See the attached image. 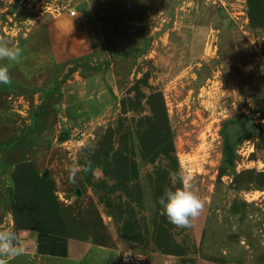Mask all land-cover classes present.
Returning a JSON list of instances; mask_svg holds the SVG:
<instances>
[{"label": "rangeland", "instance_id": "rangeland-1", "mask_svg": "<svg viewBox=\"0 0 264 264\" xmlns=\"http://www.w3.org/2000/svg\"><path fill=\"white\" fill-rule=\"evenodd\" d=\"M104 4L91 54L19 78L9 106L0 97L20 131L0 138V230L25 231L40 264H264V0ZM55 94L65 108L34 138ZM242 115L257 133L230 147L225 130ZM180 170L204 203L188 228L159 204ZM87 219L105 247L73 258L70 230Z\"/></svg>", "mask_w": 264, "mask_h": 264}, {"label": "crops", "instance_id": "crops-1", "mask_svg": "<svg viewBox=\"0 0 264 264\" xmlns=\"http://www.w3.org/2000/svg\"><path fill=\"white\" fill-rule=\"evenodd\" d=\"M105 1L0 0V41L7 40L11 46L21 49V55L17 61L0 60V66H6L11 76L9 84L0 85V97L4 99L7 106L10 105L9 90L19 86V78L31 81L62 66L68 69L72 61L91 54L93 51L91 25L96 16H101V6L105 7ZM126 7L129 12L133 9L131 5H124V8ZM72 10L76 12L74 17L69 14ZM68 82L73 84L72 81ZM63 100L64 97L61 94H55L47 101L41 102L42 110L34 138L45 137L46 130L43 129L47 126L44 123L46 113L53 109L56 113L59 112L60 106L56 105V102H62L60 105L64 109ZM13 122L9 109L0 110V138L10 139L20 135L19 126ZM53 122L56 123V120L54 119ZM71 215V222L75 223V214L74 217L73 214ZM100 219L102 220L101 216L98 217V220ZM84 223L86 224L79 227L73 226L70 230L72 235L69 240V253L72 256L74 251L73 258L78 255L77 247L83 249L93 246L105 247L98 245L101 244L98 242L105 239L104 233L99 232V227H96L90 219L85 220ZM18 233L24 243V254L34 259L29 261L33 264L42 263L36 258L39 255L38 243L27 242L28 234L25 231ZM3 260L4 264H8L7 259ZM74 261L78 262V259L75 258Z\"/></svg>", "mask_w": 264, "mask_h": 264}, {"label": "clouds", "instance_id": "clouds-1", "mask_svg": "<svg viewBox=\"0 0 264 264\" xmlns=\"http://www.w3.org/2000/svg\"><path fill=\"white\" fill-rule=\"evenodd\" d=\"M20 55V48L11 46L7 40L0 41V60L17 61ZM10 81L9 69L6 66H0V85H7ZM83 170L92 171L94 177L98 175L97 171L92 169L90 162ZM68 171L70 181L75 183L82 167L79 164H73ZM170 178L174 190H166L160 198L161 215H164L168 222L177 228H188L202 213L204 203L192 190L191 182L182 170L170 173ZM177 184L180 186L175 187ZM24 251V243L17 231L11 228L0 230V258L16 257L22 255ZM0 264H4L3 259H0Z\"/></svg>", "mask_w": 264, "mask_h": 264}, {"label": "water", "instance_id": "water-1", "mask_svg": "<svg viewBox=\"0 0 264 264\" xmlns=\"http://www.w3.org/2000/svg\"><path fill=\"white\" fill-rule=\"evenodd\" d=\"M252 132L257 133V129L245 115H242L236 123L229 124L225 130L230 147H233L238 138Z\"/></svg>", "mask_w": 264, "mask_h": 264}, {"label": "built area", "instance_id": "built-area-1", "mask_svg": "<svg viewBox=\"0 0 264 264\" xmlns=\"http://www.w3.org/2000/svg\"><path fill=\"white\" fill-rule=\"evenodd\" d=\"M69 14H70V16L74 17L76 12H75V10H72V11L69 12Z\"/></svg>", "mask_w": 264, "mask_h": 264}]
</instances>
